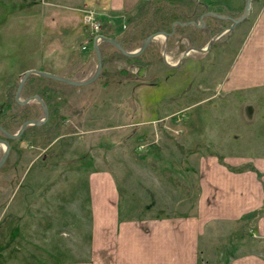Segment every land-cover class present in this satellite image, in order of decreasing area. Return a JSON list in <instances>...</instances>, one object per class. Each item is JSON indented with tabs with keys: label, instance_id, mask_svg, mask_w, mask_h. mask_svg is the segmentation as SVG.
Segmentation results:
<instances>
[{
	"label": "rangeland",
	"instance_id": "1",
	"mask_svg": "<svg viewBox=\"0 0 264 264\" xmlns=\"http://www.w3.org/2000/svg\"><path fill=\"white\" fill-rule=\"evenodd\" d=\"M253 3L246 19L235 26L232 19L242 15L243 4L235 12L225 10L233 14L228 19L232 22L216 24L207 16L206 24L219 29L224 25L214 35L209 26L204 36L196 27L181 30L173 40L168 34L157 35L144 54L145 63L142 58L130 60L111 43L99 41L102 71L87 85L57 83L35 73L28 77L19 99L40 91L48 112L53 110L45 95L58 111L48 125L27 126L25 136L13 141L0 167V264L90 262L91 204L97 183L108 189L103 191L105 196L115 192L119 196L125 221L172 218L193 211L188 206L199 194V178L207 163L202 161L209 153L264 154V86L230 89L232 63L258 9ZM44 5V0H0L5 13L0 24V122L12 132L20 129L25 117L45 115L36 98L26 104L12 99L26 71L47 70L82 81L97 70L94 43L90 35L85 36L87 43L80 39L78 17L64 15L57 6L43 15ZM202 5L193 0L180 8L168 1L144 0L112 19L111 12L93 1L89 15L100 33L135 51L172 17L195 15L201 24L199 14L207 11ZM222 11L223 6L216 7V13ZM37 12L42 14L38 20L27 16ZM49 14L55 19H47ZM202 41L207 42L201 47ZM73 50H82L85 57L68 59L66 54ZM4 152L0 142V160ZM98 176L101 179L96 180ZM194 214L200 225H209L200 238L201 264H214L212 250L221 264L242 252L234 245L238 239L234 236L253 242L238 225L223 228L216 223L214 228Z\"/></svg>",
	"mask_w": 264,
	"mask_h": 264
},
{
	"label": "crops",
	"instance_id": "2",
	"mask_svg": "<svg viewBox=\"0 0 264 264\" xmlns=\"http://www.w3.org/2000/svg\"><path fill=\"white\" fill-rule=\"evenodd\" d=\"M44 1L47 12L43 15H47L49 10L57 6L62 8L64 15L78 17L82 25L78 34L80 39L84 40L90 35L89 29L83 22L84 14L93 1L98 2L102 10L111 12L110 16L113 19L115 16L120 18L121 14L136 9L144 0ZM162 1L171 2L182 8L183 4L185 6L193 0ZM195 1L203 4L210 17H217L216 7L219 9L223 6L224 11L217 13L228 17L225 19L233 18V14L229 13L231 9L235 12L237 8H242L246 4V0ZM254 1L258 9L253 27L243 41L229 74L234 79L233 86L230 87L233 90L264 86V0ZM255 4L253 3V7ZM180 13L181 11L177 14ZM4 14L0 8V24ZM39 14L37 12L27 16L35 18V16L39 17ZM202 14H199V18ZM47 17L55 19V16ZM38 19L40 17L36 20ZM84 41V43L88 42ZM66 57L70 60L72 57L82 60L85 55L82 50H73L66 54ZM64 70H57V72L62 73ZM11 76H13L12 80L16 79L17 71L12 72ZM205 162L207 163L203 166V177L199 178V194L194 199H190V206H188L193 211L175 214L172 218L152 217L134 222L125 221L119 211V196L116 192L112 196L111 194L105 196L103 191L108 189L105 185L97 183V195L94 196L91 204L94 224L90 242L91 261L77 264H201L200 238L206 233L204 228L209 225H200V220L194 212L202 216L205 221L211 222L212 226H217V223L218 226L229 228L234 224V226L242 227L243 232H246L245 230L249 232V239L253 241L251 243L247 242L246 236L242 240H240L241 236H234L238 238L235 239L234 245L242 252L231 255L227 264H264V154L252 157H228L209 153L202 161V163ZM101 174L103 178L104 172ZM99 176L96 180L101 179ZM111 183L113 187L112 180ZM240 229L238 231H241ZM231 237L233 238V235H230ZM212 245L215 249L213 241ZM212 251L214 256L216 255L213 263L221 264L219 255Z\"/></svg>",
	"mask_w": 264,
	"mask_h": 264
},
{
	"label": "water",
	"instance_id": "3",
	"mask_svg": "<svg viewBox=\"0 0 264 264\" xmlns=\"http://www.w3.org/2000/svg\"><path fill=\"white\" fill-rule=\"evenodd\" d=\"M251 4H252V0H246L245 10L242 13V15H240L238 18L232 19L234 26L237 23H240L241 21L246 19V17L250 13ZM215 15L217 17H219V18H228L227 16L221 15V14H215ZM203 17H202V20H201V24H199L196 21H193L192 23L196 24L197 26H203L204 25ZM177 23L185 25V24H188L190 22H177ZM174 26L175 25L172 26L173 29H174ZM160 34H167V32L161 30V31H156V32L148 35L144 39V41L141 44V46L138 47L135 51H127V50H125L124 47L121 45V43L118 40H116V39H114L112 37H108V36L103 35V34L100 35V37L103 40H105V41L111 43L112 45H114L123 54H125L127 56H130V57H135V56H138L139 54H141L142 52H144V50L148 47V45L152 41V39L154 37H156L157 35L159 36ZM95 51H96V54H97V61H98L97 70H96L95 74L91 78H89L87 80H82V81L72 80V79L64 77V76H58V75L53 74L51 72H47V71H44V70H38V69H30V70L26 71V73L21 78V80L19 82V85L17 87L16 100L19 103L26 104V103L30 102L32 99L36 98L39 101V103L42 105V107L44 108L45 115L41 119H28V120H25L22 123L20 129L16 133H10V132L6 131L5 129H3L5 134L7 135V137L13 138V139H17V138L21 137V135L23 134V132L25 131L27 126H29V125H41L42 123H44L48 119L49 112H48L46 103H45V101L43 100V98L39 94H34L33 96H30V97L26 98L24 101H21L19 99L20 94L22 92V89L24 87V83L26 82V80L28 79V77L31 74L35 73V74H38L40 76H44V77H47V78L55 79V80H58V81H61V82H65V83L72 84V85H77V86L87 85L89 83H92L93 81H95L98 78V76L100 75V73L102 71V67H103L102 54H101V50L99 48L98 43H95ZM0 142L5 145V152H4V154H3V156H2V158L0 160V167H1L5 163L8 155H9L10 144H9V142L7 140L1 139V138H0Z\"/></svg>",
	"mask_w": 264,
	"mask_h": 264
},
{
	"label": "trees",
	"instance_id": "4",
	"mask_svg": "<svg viewBox=\"0 0 264 264\" xmlns=\"http://www.w3.org/2000/svg\"><path fill=\"white\" fill-rule=\"evenodd\" d=\"M201 13H203V12H201ZM195 15H193V16H189L190 17V19H189V17H186V18H184V19H186V20H184V19H179V18H176V17H172L171 19H179V20H181L182 22H186V21H188V20H194V19H196V17H194ZM209 19L211 20V21H213V23L215 22L216 24H217V22L218 23H224V22H229L230 20H228V19H224V18H219V17H209ZM209 19H207V20H209ZM206 20V21H207ZM232 22V21H231ZM170 23V22H169ZM167 24V23H166ZM167 25H169V24H167ZM207 26H209V28H210V32H212L213 34L212 35H214V34H216L217 32H220L223 28H224V25H222L221 26V28L219 29L217 26H212V24L211 23H209V22H207V24H206ZM189 27H191V25H188V26H182V27H177L176 28V34L171 38L172 40H173V38H175V37H178V35L179 34H181L182 33V31L181 30H188L189 29ZM217 28H218V30H217ZM200 32H198V33H203V32H201L202 30L200 29L199 30ZM178 32H180V33H178ZM203 36V35H202ZM202 45H201V47L202 46H204V42L202 41V43H201ZM149 48L147 47L145 50H144V52H142L141 54H139L138 56H135V57H130V56H127V55H125L128 59H132L133 61H136V59L138 60V59H140V58H142L143 59V62L145 63V60H144V54H145V52L148 50ZM157 49V48H156ZM118 50V49H117ZM154 53H158V51H156L155 49H154ZM158 55V54H157ZM148 60V63H149V59H147ZM147 63V62H146ZM144 66H145V64H144ZM127 72V71H126ZM40 78H47V77H44V76H40ZM29 79V78H28ZM49 79H51V78H49ZM52 81H55V82H61V81H58V80H55V79H51ZM52 89H54V88H52ZM51 91V90H50ZM37 93L43 98V100H46L45 98H44V95L42 94L43 92H41L40 93V91H37ZM35 94H36V92H35ZM46 96V98L49 100V105H50V108H51V106H52V112H51V109H49V116H48V119L44 122V123H42L41 125H48V124H50V120H51V117H52V115L54 114V113H56L57 114V111H58V108H54V105H53V100L51 99V97H49V96H47V95H45ZM10 100V96H9V94L7 95V104L10 102L9 100ZM12 99H14V102H15V104L17 103L16 102V100H15V96H13L12 97ZM26 118V117H25ZM23 119L24 121L25 120H28V119ZM34 126H37V125H34ZM7 130L9 131V132H11V133H16L17 131H13L12 132V130H9V128L7 127ZM27 131V127H26V129H25V131L23 132V134L21 135V137L23 138L24 136H25V132ZM20 137V138H21ZM6 138V140L9 142V144H10V153H11V151H12V148H13V141L15 140V139H13V138H9V137H5Z\"/></svg>",
	"mask_w": 264,
	"mask_h": 264
},
{
	"label": "flooded vegetation",
	"instance_id": "5",
	"mask_svg": "<svg viewBox=\"0 0 264 264\" xmlns=\"http://www.w3.org/2000/svg\"><path fill=\"white\" fill-rule=\"evenodd\" d=\"M202 14V13H201ZM203 16V20H204V25L203 26H197L196 24H193L192 23V21H195V20H188V21H186V22H190V23H188V24H185V25H183V24H179V23H177V22H182L181 20H178V19H171L170 20V23H169V25H165V26H163V27H160L159 29H157L156 31H165V32H167V34H168V39L170 38H172L175 34H176V28L177 27H182V26H188V25H191V27H196V28H198V29H202V31H203V33H202V35L204 36V34L207 32L206 30L208 29L207 28V25H206V17L207 16H209V14H208V12L207 11H203V14H202ZM173 25H175L174 26V29L172 28V26ZM155 31V32H156ZM208 33V32H207ZM207 41H205L204 42V44L206 43ZM148 66V65H147ZM148 68V67H147ZM17 79V78H16ZM16 79H13L14 81L16 80ZM18 85H19V83H18ZM6 87L7 88H9L8 87V84L6 85ZM5 87V88H6ZM15 100H16V94H15ZM4 101H6V103H7V95H5V99H4ZM16 102H17V104H21V103H19L17 100H16ZM4 124H6V123H2V122H0V138L1 139H5L6 140V138L5 137H7V135L5 134V132H4V130L3 129H5L6 131H8L7 130V125H4ZM9 132V131H8ZM11 133V132H10Z\"/></svg>",
	"mask_w": 264,
	"mask_h": 264
},
{
	"label": "built area",
	"instance_id": "6",
	"mask_svg": "<svg viewBox=\"0 0 264 264\" xmlns=\"http://www.w3.org/2000/svg\"><path fill=\"white\" fill-rule=\"evenodd\" d=\"M89 11L90 8H87L85 10V14H84V23L85 25L88 27L89 32H90V41H92L93 43H99V41H102L101 37H100V32H99V25L97 24V22L92 21V17L89 15ZM86 48V46H85Z\"/></svg>",
	"mask_w": 264,
	"mask_h": 264
}]
</instances>
